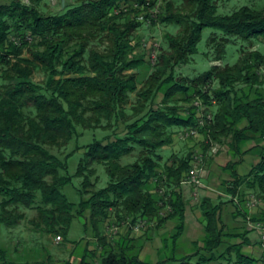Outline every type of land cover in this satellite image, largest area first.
Here are the masks:
<instances>
[{"label": "trees", "instance_id": "trees-1", "mask_svg": "<svg viewBox=\"0 0 264 264\" xmlns=\"http://www.w3.org/2000/svg\"><path fill=\"white\" fill-rule=\"evenodd\" d=\"M65 1L58 13L43 10L46 0L0 3V224L14 227L26 209L36 208L33 224L62 239L89 209L99 244L87 248L77 264H264V255L259 259L244 250L246 235L216 256L227 236L223 200L204 199V245L195 241L196 250L183 257L153 263L140 257L130 232L114 239L100 231L115 214L131 227L141 220L149 228L177 219L174 237L181 235L188 201L180 187L197 150L187 140L188 151L166 162L163 151L176 144L181 131L198 125L191 106L198 97L215 113L213 122L200 129L204 153L221 144L242 158L247 141L264 140V52L243 51L237 62L214 64L195 78L177 73L178 65L199 53L206 28L214 29L207 44L216 62L225 59L236 39L264 40V5H242L223 14L220 0H162L158 21L178 32L165 34L167 48L140 87L137 69L149 61L140 50L137 31L145 22L138 18L139 7L154 8L160 0ZM37 71L44 74L42 80H36ZM159 94L162 100L155 103ZM81 129L110 133L84 145L88 150L77 172L84 177V196L77 204L62 191L74 177L68 172L71 154L63 159L53 149L70 145ZM135 155L133 162L122 163ZM97 164L111 178L101 189ZM236 165L231 160L225 167L234 176L226 181L227 192L240 215L264 224L263 206L254 216L247 212L250 195L264 200V152L248 175H240ZM242 184L251 192L238 195ZM0 259L16 264L2 247Z\"/></svg>", "mask_w": 264, "mask_h": 264}, {"label": "rangeland", "instance_id": "rangeland-1", "mask_svg": "<svg viewBox=\"0 0 264 264\" xmlns=\"http://www.w3.org/2000/svg\"><path fill=\"white\" fill-rule=\"evenodd\" d=\"M10 0H0L1 2H8ZM68 4H77L80 0H67ZM65 3L66 1L63 0ZM221 8L219 9V13L227 14L231 13L234 8L240 7L242 5H252L256 8H260L264 5V0H220L219 2ZM163 5L162 0L157 2L154 8H149L146 6L139 7L138 18L145 23L141 26V28L137 31V33L141 36V47L140 50H143L147 54L148 61L146 64L142 65L137 69L139 86L142 87L143 83L147 80L149 75L154 70V66L157 62L154 63L152 59V53H154L155 49L151 47L152 45L158 51V59L160 53L163 49L167 48V42L165 40V34L167 32H178V28L174 26H167L158 21L159 14L161 12V6ZM64 9L62 6V0H46L45 4H43V10L48 13H58ZM232 9V10H231ZM138 10V9H137ZM146 14H150V16L145 17ZM131 16L135 17L134 12L131 11ZM156 20V21H155ZM214 31L213 28H206L204 31V38L201 41L199 47V53L195 54L192 57V60L189 63L180 64L177 66L178 76H185L195 78L205 71L209 70L214 64H222L225 65L227 63H235L237 62L240 55L243 51H248L251 49H259L264 52V40H254L252 43H247L243 40L236 39L235 43L228 44L227 47V55L224 60L214 61L215 50L213 46L208 45L207 41L211 33ZM147 43V47L143 46V43ZM102 45V44H101ZM26 54L29 52L26 50ZM264 74V66L261 69ZM36 80H42L44 78V74L40 71L35 73ZM248 89V86H246ZM261 90L264 93V86L261 87ZM252 94L254 92L252 91ZM163 94H159L155 99V103H160L162 100ZM135 99V95L133 96ZM134 101V100H133ZM209 105V104H207ZM82 134L79 137H76L70 145L64 148H54L53 151L58 154L60 157L65 159L67 156L71 154L68 158V172L73 175V181L67 185H65L62 191L68 196L69 200L79 204L83 199V194L81 193V189L83 187L84 177L77 175L78 168L81 162L86 155V151L88 150V145L95 138H102L105 135L110 133V130L104 129H81ZM182 133V131H181ZM180 134V133H179ZM203 136V135H202ZM201 136L198 137H189L188 139H180L176 142L175 145L171 149H165L163 151L164 161L166 162L170 160L171 155L174 153L184 154L186 153L188 142L186 140H190L194 142L197 146H201L200 139ZM264 141V140H263ZM217 146V145H216ZM222 146L220 149H223ZM200 148V147H199ZM198 151V150H197ZM196 153V152H195ZM204 153V152H203ZM220 153V151H219ZM218 153V154H219ZM217 154V155H218ZM231 155V152H230ZM216 157V156H215ZM136 158L126 156L122 158V163L126 164L129 162H133ZM208 159V157H203L204 160ZM214 159V158H213ZM212 159V160H213ZM211 160V161H212ZM228 163V162H227ZM97 174L100 177V181L97 185L98 189L106 187L110 182V176L106 171V168L103 164H97ZM95 176L93 177V180ZM194 189V188H193ZM164 189L161 191L163 193ZM89 195H86L88 197ZM264 207V203L260 205V209ZM26 217L17 223L14 227H8L5 224H0V247L6 250V259L9 261H13L16 264H26L32 263L36 261H44L45 264H67V262H71L72 264H77L80 262L82 255L84 254L87 248L98 247L99 239L94 231V224L90 222L91 211L88 209L85 211V216H77L71 225L69 234L60 239L58 241V234H49L44 229L37 228L33 222L31 221L33 218L37 217L38 211L36 208L26 209ZM192 214L191 217H193ZM112 218H108V220L102 224H100V231L105 234L110 233L113 236H117L114 239H118L123 233L122 230L126 223L124 221L118 220L117 216L114 214L111 216ZM194 218V217H193ZM250 217H245L244 215H237L232 217L227 215L225 219V233L227 236L225 237L224 243L221 245L219 249L216 251V256H219L221 253L226 252L229 247L236 243L232 241V239H237V241H241L244 239V236L249 232L248 228H252V231H259L258 228H253L250 222H253ZM86 222V223H85ZM254 223V222H253ZM119 226L118 233H114L113 226ZM130 225V224H129ZM248 225V226H247ZM247 226V227H246ZM147 228V226L145 227ZM143 230V229H141ZM177 231V230H176ZM251 231V230H250ZM202 233H205V229H202ZM237 234H241L240 236H236ZM147 236V235H145ZM169 234L164 235L163 237H167ZM205 236V235H204ZM251 239H247L248 245L251 243V247L256 246L257 244V236L256 232L250 234ZM144 237V236H143ZM149 238V236H147ZM154 237V234L152 235ZM175 237H169L167 239V243L164 245L162 250L160 251L159 257L160 261L165 260L175 253V246H178L181 254L183 252H193L196 250L198 245H204L203 235L199 237L198 245L193 244V247H186V234L176 242ZM261 239V235H260ZM254 243V244H253ZM177 244V245H176ZM262 247V245H261ZM252 249V248H250ZM263 249V247H262ZM250 254L255 257L262 259L263 256H257L255 253L251 252ZM264 255V254H263ZM180 257V255H178ZM183 257V256H182ZM198 257H195L194 260H197ZM147 260H151V258H147ZM263 262V261H261ZM215 262H211L210 264H214ZM0 264H5L4 260L0 259Z\"/></svg>", "mask_w": 264, "mask_h": 264}, {"label": "crops", "instance_id": "crops-1", "mask_svg": "<svg viewBox=\"0 0 264 264\" xmlns=\"http://www.w3.org/2000/svg\"><path fill=\"white\" fill-rule=\"evenodd\" d=\"M203 136L201 135V139ZM178 140L184 139L183 132L178 134ZM187 141V140H186ZM191 144L196 145L194 142ZM263 140H249L243 146V156L242 158L239 156H235L233 153L230 155V148L228 145H221L218 144L217 146H212L206 153H204L206 160H204L203 164V186L199 190L200 197L199 200H194L193 197V185L189 183H182V187H180L181 191L183 192L185 198L188 201L187 211H186V218L184 221V229L181 235L175 239L178 241L186 234V247H193L195 241L199 239L201 235H205L202 233V229L204 230V214L202 209V202L206 198L212 199L214 202L219 203V201L224 202V205L220 211L222 214L223 221L225 223V219L227 215L235 217L239 214L236 203L232 200V195L227 192L226 181L234 180L233 170L226 169L227 162L236 161V170L240 175H248L252 170L253 166L258 163L263 155ZM222 146L223 149H220ZM200 147V148H199ZM194 146V148L198 151H202V146ZM167 148V149H171ZM188 150V147H187ZM220 151V153H219ZM197 152V151H196ZM203 152V151H202ZM219 153V154H218ZM218 154V155H217ZM216 156V157H215ZM214 158V159H213ZM213 159V160H212ZM212 160V161H211ZM250 193L251 190L246 187V184H242L239 186L238 195L241 193ZM241 207L243 205H240ZM247 212L251 215L259 214L261 209L260 207L250 208L247 205ZM245 211V209H244ZM194 214V218L191 217ZM240 215V214H239ZM179 221L177 219H168L164 222L160 227L155 226L152 224L149 228H143V230L136 231L134 230L133 226L126 225L124 226L122 233L127 234L130 232L129 237L134 239L136 250L138 251L140 257L144 260L147 258H151L150 262L156 263L160 261V251L167 243V239L169 237H174L177 233V225ZM248 226V225H247ZM246 226V227H247ZM130 227V228H129ZM249 232L247 233L246 237L249 240L251 239L250 234L256 232L257 236V245L251 247V243L244 246V250L248 253H255L257 256H263L264 250L261 247V231H252V228L247 227ZM251 230V231H250ZM154 234V237L152 235ZM169 234L166 238L163 237L164 235ZM149 236V238L147 236ZM144 236V237H143ZM180 238V239H179ZM233 242H240L237 239H232ZM242 241V240H241ZM254 244V243H253ZM177 245V244H176ZM95 247H92L94 249ZM252 248V249H250ZM175 253L176 257L185 256L191 252H181L179 251L178 246H175ZM149 261V260H148Z\"/></svg>", "mask_w": 264, "mask_h": 264}, {"label": "built area", "instance_id": "built-area-1", "mask_svg": "<svg viewBox=\"0 0 264 264\" xmlns=\"http://www.w3.org/2000/svg\"><path fill=\"white\" fill-rule=\"evenodd\" d=\"M143 46L147 47V43L144 42ZM151 47H153L155 50L154 53H152V59L155 62H157L158 60V51L156 50V45L155 47L152 45ZM192 107H194L196 109L197 112V121H198V125L196 127H190V128H186L183 130V138L184 139H188L189 137H198L201 136L202 133L200 131L201 128H206L208 127L214 120L215 118V113L214 110H212V108H210L209 105H207V103L204 102V100L200 97H198L197 99H195L192 104ZM203 157H204V153L202 151H197L194 154V158L192 160V167L190 168L189 172L186 174V177L184 179V183H189L193 185L194 188V192H193V197L194 200H199L200 197V189L203 186ZM262 203H264L263 198L259 197L258 195L252 194L250 195L247 205L250 208H254V207H258L260 205H262ZM251 219V217L249 218ZM251 225L253 226V228H258L261 231V245L263 247L264 250V224L259 222V223H253L250 222ZM130 223L128 222L127 225H129ZM131 225V224H130ZM148 225L147 221L141 220L138 223L133 225L134 230L136 231H140L141 229L145 228ZM113 231L114 233H118L119 230V226L114 225L113 226ZM61 238L58 237V241Z\"/></svg>", "mask_w": 264, "mask_h": 264}]
</instances>
